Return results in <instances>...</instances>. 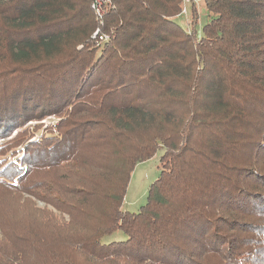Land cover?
<instances>
[{
    "label": "trees",
    "instance_id": "obj_1",
    "mask_svg": "<svg viewBox=\"0 0 264 264\" xmlns=\"http://www.w3.org/2000/svg\"><path fill=\"white\" fill-rule=\"evenodd\" d=\"M202 4L197 39L181 0H109L104 28L90 0H0V189L69 216L64 245L11 234L0 264H264V0ZM45 117L56 132L31 140ZM96 149L117 178L94 197L58 173ZM157 149L145 203L123 210Z\"/></svg>",
    "mask_w": 264,
    "mask_h": 264
},
{
    "label": "rangeland",
    "instance_id": "obj_2",
    "mask_svg": "<svg viewBox=\"0 0 264 264\" xmlns=\"http://www.w3.org/2000/svg\"><path fill=\"white\" fill-rule=\"evenodd\" d=\"M91 2L92 0H90V6ZM107 8H109V3H106L103 6V13L100 17L103 24L101 23V25L100 20L98 21L95 12H93V16L99 24V28L102 25L104 28L103 20ZM174 20L178 25L181 26L184 31L187 29L188 24L184 18H177ZM195 20L197 21V23L193 24V27L195 30H200L202 28V25L207 20V13L202 3L196 10ZM97 34H99L97 40L98 42H101L100 36L105 34H103V31H99V33ZM93 42H95V40H93ZM57 122L58 119L56 117H45L40 122H29L25 127L29 126V132L32 135L31 140H34L42 133H45V130L48 128L53 130L51 132H56L55 125L57 124ZM36 124H39L40 126L35 129L33 126H35ZM14 134L15 132L12 133L11 137H13ZM11 137L7 138L6 140L10 139ZM6 140H1V142H5ZM92 144L97 146L96 141ZM96 151L97 149L92 151V153H87V155H84L86 156L85 159L76 158L77 162H74L72 164V167L70 169L71 172L63 174L60 170L58 175L61 181L64 183H72L75 180L76 176H79V179H82L84 177V180L87 182L86 184L89 185L88 187L94 188L90 189L93 191V194L91 196L96 197L103 194L105 188L109 186V182H113L115 178H117V176L110 172L111 165L114 159L101 157L96 153ZM162 152V149H157V151L151 158L139 162L133 168L127 191L122 203L123 210H126L128 212H136L138 208L145 203L148 187L158 177L159 158L162 155ZM96 154L98 155V157L96 156ZM238 180H241V178H237V181ZM245 186L250 185L249 183H246ZM261 189L260 191L262 193L263 189ZM63 190L64 187L63 189L56 191L58 200L60 195L62 198L64 197L62 194ZM20 199L27 200L28 204H21ZM14 201L16 203H13L9 197H6L5 191L0 189V225L6 232L4 235L0 229V240H10L13 237L15 238L14 240H28L30 243L34 244V246L41 245V240H59L58 246L64 245V241L67 240L65 237L67 229H63L60 224L67 223L69 220V216H67V214H62V212L54 208L52 204H49L52 203V200L50 202H47V204L46 202L36 200L24 194L23 197L14 198ZM92 203H95V201H90L88 204ZM88 204L85 206L89 207L90 205ZM237 213L240 214L239 212ZM247 217L256 218L253 213H249ZM249 221L252 220L250 219ZM71 230H76V232L78 230H82L81 223H77V229L75 227H71ZM2 234L4 236H2ZM11 234L12 237L10 236ZM14 234H16V237L19 236V238L14 237ZM123 239H125V235L121 231H116L111 235L105 236L102 240L107 243ZM33 253L37 254L34 251Z\"/></svg>",
    "mask_w": 264,
    "mask_h": 264
},
{
    "label": "built area",
    "instance_id": "obj_3",
    "mask_svg": "<svg viewBox=\"0 0 264 264\" xmlns=\"http://www.w3.org/2000/svg\"><path fill=\"white\" fill-rule=\"evenodd\" d=\"M203 2V0H181V9L179 13L176 15L175 19L177 18H184L187 21V29L185 30L188 34L194 32L196 34V38L200 39L202 36L201 29L200 30H195L193 27V22H194V16H196V10L198 6ZM109 3V0H92L91 2V9L93 12H95L98 21L100 20L101 22V14L103 13V6ZM194 10V11H193ZM190 26V27H189ZM193 28V29H192ZM99 33L98 30L95 31V33L92 35L93 38H95L97 34ZM101 42H96L95 41V46H101L103 42H106L108 40V36L106 35H101L100 36Z\"/></svg>",
    "mask_w": 264,
    "mask_h": 264
}]
</instances>
